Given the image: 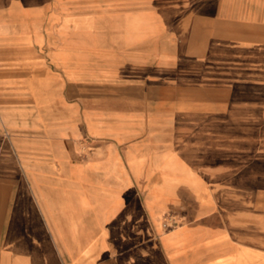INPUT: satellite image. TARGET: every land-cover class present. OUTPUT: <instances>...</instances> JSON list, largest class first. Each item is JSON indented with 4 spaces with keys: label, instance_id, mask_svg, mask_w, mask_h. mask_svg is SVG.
Masks as SVG:
<instances>
[{
    "label": "crops",
    "instance_id": "0c3cea01",
    "mask_svg": "<svg viewBox=\"0 0 264 264\" xmlns=\"http://www.w3.org/2000/svg\"><path fill=\"white\" fill-rule=\"evenodd\" d=\"M50 12L0 0V264H258L241 194L165 167L135 78L51 43Z\"/></svg>",
    "mask_w": 264,
    "mask_h": 264
},
{
    "label": "rangeland",
    "instance_id": "374dc122",
    "mask_svg": "<svg viewBox=\"0 0 264 264\" xmlns=\"http://www.w3.org/2000/svg\"><path fill=\"white\" fill-rule=\"evenodd\" d=\"M50 11L51 43L135 78L165 167L241 194L264 264V0H50Z\"/></svg>",
    "mask_w": 264,
    "mask_h": 264
}]
</instances>
